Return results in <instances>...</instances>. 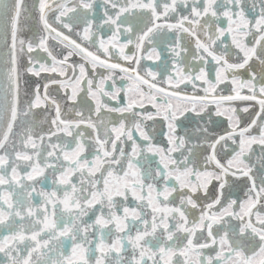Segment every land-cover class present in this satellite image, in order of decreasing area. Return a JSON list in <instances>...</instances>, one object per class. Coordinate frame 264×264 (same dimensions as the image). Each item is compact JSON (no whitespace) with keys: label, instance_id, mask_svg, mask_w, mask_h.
<instances>
[{"label":"snow or ice","instance_id":"snow-or-ice-1","mask_svg":"<svg viewBox=\"0 0 264 264\" xmlns=\"http://www.w3.org/2000/svg\"><path fill=\"white\" fill-rule=\"evenodd\" d=\"M0 264H264V0H0Z\"/></svg>","mask_w":264,"mask_h":264},{"label":"flooded vegetation","instance_id":"flooded-vegetation-1","mask_svg":"<svg viewBox=\"0 0 264 264\" xmlns=\"http://www.w3.org/2000/svg\"><path fill=\"white\" fill-rule=\"evenodd\" d=\"M0 259H2V257H0Z\"/></svg>","mask_w":264,"mask_h":264}]
</instances>
